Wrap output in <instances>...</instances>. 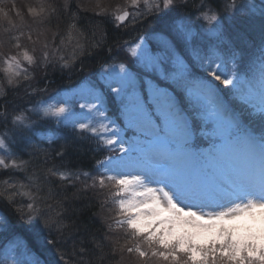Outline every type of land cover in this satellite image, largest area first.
<instances>
[{
    "label": "snow or ice",
    "instance_id": "6c2138e0",
    "mask_svg": "<svg viewBox=\"0 0 264 264\" xmlns=\"http://www.w3.org/2000/svg\"><path fill=\"white\" fill-rule=\"evenodd\" d=\"M0 22V264H264V0H0ZM108 23L129 38L97 78L45 98Z\"/></svg>",
    "mask_w": 264,
    "mask_h": 264
},
{
    "label": "trees",
    "instance_id": "16d2710c",
    "mask_svg": "<svg viewBox=\"0 0 264 264\" xmlns=\"http://www.w3.org/2000/svg\"><path fill=\"white\" fill-rule=\"evenodd\" d=\"M29 1L30 0H16L17 7L22 8L21 10H23L24 9L23 5H26L25 2H29ZM35 1H37V3L40 2V0H35ZM35 1L33 0V2ZM47 2L55 3L62 6L64 0H47ZM81 2L84 3L90 9L93 8L96 4L95 3L96 0H81ZM198 2L199 0H189V10H191V8L194 7V4ZM117 4L124 5L125 0H102V6H107L109 8L114 7ZM73 6H75V0H73ZM26 22H30V20H26ZM157 26H158V21L155 18H153V22L146 23L144 28L139 30L150 31ZM105 27L107 29V36H106L107 44L105 45L103 52L97 55H85L84 57H82L83 69H84L82 72L74 71L72 73L62 74L58 66L55 71H53L51 68L48 70L47 80L51 81V85L48 88V93L51 92V89L53 88H57L59 86L67 84L71 80L72 82H75L82 75L92 74L93 72L97 71L100 68L103 61L107 58V46L115 45V42L118 40L129 38L124 33V31L115 29L111 23L106 24ZM102 35H103L102 30H97L95 37H93L92 31L89 30L85 37L80 38V41L81 43L91 45L94 39L100 40L102 38ZM71 46L72 44L69 46L65 45V49L63 50V52L68 50L70 54H72L75 44L72 47ZM42 75L43 73L37 74V80H39L38 87H43L46 83L44 79H40ZM0 76H2V74H0ZM48 129H55V125L51 121L44 124V130L46 131ZM59 131H63V130H59ZM93 147L94 144L91 141L84 142L82 144L81 150L70 153L69 159H67L65 162L68 163L73 169L80 167L84 169L90 168L93 163V155H92ZM57 163H59V161H57ZM57 183H59V181H57ZM88 200H91V206H88ZM88 200L82 202L83 210L80 218L88 222L93 227V229H95L96 227L100 226L101 219L108 214L107 209L111 208L112 206L109 204L106 205L105 208H102L99 203L100 197H98L97 194L95 193H90ZM94 213L95 215H93Z\"/></svg>",
    "mask_w": 264,
    "mask_h": 264
},
{
    "label": "rangeland",
    "instance_id": "374dc122",
    "mask_svg": "<svg viewBox=\"0 0 264 264\" xmlns=\"http://www.w3.org/2000/svg\"><path fill=\"white\" fill-rule=\"evenodd\" d=\"M35 1V0H34ZM96 3V2H95ZM23 4V3H22ZM25 4L26 5H28V4H33L34 6H36V5H38L39 3H37V1H35V2H33V0H30L29 2H25ZM26 5H23L24 6V9H25V7H26ZM114 5V4H113ZM22 9V8H21ZM23 9V10H24ZM25 19L26 20H30V18H27V16H25ZM0 24H4L5 26H6V22H0ZM135 33H133V35H134ZM58 43H59V41H57ZM75 44V40H73V41H71L70 43H66V45H71L72 44V46ZM71 46V47H72ZM63 48L65 49V45L63 46ZM61 54H63V55H65L66 57H68V56H70L71 54H70V52L67 50V51H65V52H62ZM39 74V73H38ZM97 78V75L95 76V78L94 79H96ZM93 79V80H94ZM62 99V94H61V96H57L56 97V100L58 101V100H61ZM53 103H55V101H53Z\"/></svg>",
    "mask_w": 264,
    "mask_h": 264
}]
</instances>
